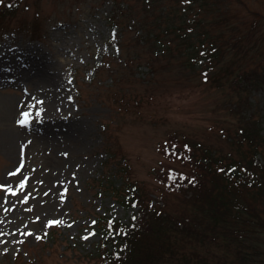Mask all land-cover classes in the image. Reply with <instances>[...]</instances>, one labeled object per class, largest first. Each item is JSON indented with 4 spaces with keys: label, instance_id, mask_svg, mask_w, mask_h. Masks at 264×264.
Listing matches in <instances>:
<instances>
[{
    "label": "rangeland",
    "instance_id": "374dc122",
    "mask_svg": "<svg viewBox=\"0 0 264 264\" xmlns=\"http://www.w3.org/2000/svg\"><path fill=\"white\" fill-rule=\"evenodd\" d=\"M261 1L221 0L240 25L258 22L264 30ZM113 12L112 0H22L9 25L0 24V264H96L97 216L128 222L138 212L112 190L121 183L118 166L156 196L154 170L166 160L161 145L171 134L234 152L222 128L238 121L227 105L240 94L214 86L209 72L186 66L175 50L155 55L134 29L124 30L118 46ZM30 24L43 38L13 29ZM43 74L58 83L61 125L36 115L43 100L35 80ZM249 93L264 132V85ZM25 111L30 122L22 126ZM69 120L78 128L64 129ZM171 199L174 208L191 206ZM182 236H174L178 249L197 250L210 264L223 253L213 240ZM166 254L160 264H179Z\"/></svg>",
    "mask_w": 264,
    "mask_h": 264
},
{
    "label": "trees",
    "instance_id": "16d2710c",
    "mask_svg": "<svg viewBox=\"0 0 264 264\" xmlns=\"http://www.w3.org/2000/svg\"><path fill=\"white\" fill-rule=\"evenodd\" d=\"M112 1V19L121 32L118 46L124 30L134 29L138 42L153 45L155 55L175 50L186 66L209 72L214 86L240 94L227 105L239 118L222 128L234 152L179 133L169 135L161 145L166 160L154 170L156 196L117 165L121 183L112 190L115 195L122 190V201L135 202L138 212L128 222L97 216L101 238L93 254L96 264H160L166 253L179 264H210L197 250L180 251L174 244L177 233L181 240L221 244L223 253L211 264H264V132L249 93L264 85V30L258 22L240 25V17L221 0ZM21 8L22 0H0V24L9 25L6 17ZM13 29L43 38L38 24ZM171 196L191 206L174 208Z\"/></svg>",
    "mask_w": 264,
    "mask_h": 264
},
{
    "label": "bare ground",
    "instance_id": "6f19581e",
    "mask_svg": "<svg viewBox=\"0 0 264 264\" xmlns=\"http://www.w3.org/2000/svg\"><path fill=\"white\" fill-rule=\"evenodd\" d=\"M20 76L21 75L18 77ZM35 83L39 85V92L41 94V99L43 100V106L42 109H39L40 115L38 117L41 116L40 119L44 122V125L46 124V126H53L55 124L61 125L65 119L62 118V113L59 110L60 91L57 88V81L54 77L43 74L35 80ZM78 126L79 122L76 120H69L68 123L65 122L62 127L64 129H72L78 128Z\"/></svg>",
    "mask_w": 264,
    "mask_h": 264
},
{
    "label": "snow or ice",
    "instance_id": "6c2138e0",
    "mask_svg": "<svg viewBox=\"0 0 264 264\" xmlns=\"http://www.w3.org/2000/svg\"><path fill=\"white\" fill-rule=\"evenodd\" d=\"M37 104H42L43 103V101H37L36 102ZM30 108L31 107H34V105H30L29 106ZM36 115L37 116H39L40 115V112L39 111H37L36 112ZM30 116H31V112L30 111H25V112H22L21 113V119L18 121V123L20 124V125H27L29 122H30ZM173 148H174V146H173ZM221 171H223V170H221ZM2 187H4V185H0V188H2ZM10 190V189H9ZM132 207H136V203L135 202H133L132 203ZM132 219L133 220H135L136 219V217L135 216H133L132 217ZM57 223H61L60 221H50L49 222V225H52V224H57ZM93 223H95V221L93 222ZM134 226V225H133ZM95 233H93V235H94ZM28 235H31V233H28ZM40 237H37V239H39ZM84 239H88V237L86 236V237H83Z\"/></svg>",
    "mask_w": 264,
    "mask_h": 264
}]
</instances>
